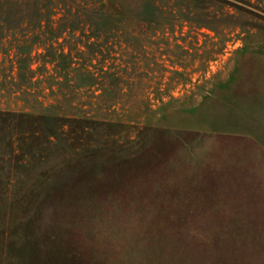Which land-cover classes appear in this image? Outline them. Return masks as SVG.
<instances>
[{"label":"rangeland","instance_id":"1","mask_svg":"<svg viewBox=\"0 0 264 264\" xmlns=\"http://www.w3.org/2000/svg\"><path fill=\"white\" fill-rule=\"evenodd\" d=\"M48 108L86 134L2 150L0 264H264V0H0V109Z\"/></svg>","mask_w":264,"mask_h":264},{"label":"trees","instance_id":"2","mask_svg":"<svg viewBox=\"0 0 264 264\" xmlns=\"http://www.w3.org/2000/svg\"><path fill=\"white\" fill-rule=\"evenodd\" d=\"M53 63L55 61L46 57L45 65ZM87 75L92 80L96 79L93 73L89 72ZM71 82H74L77 87L82 85L78 81ZM45 110L47 111L42 114H31L0 109V154L3 150V156L8 158L11 163H16L18 167L28 168L26 158L50 157L54 152L68 149L72 150L74 154H78V151L81 150L80 136L85 135L86 130L83 127L73 129L72 125L81 126L84 122L80 119L62 117L52 113L49 108ZM14 170L12 171L11 168L8 172L11 177L20 172L18 169ZM75 170H78L77 166L63 168L59 174L55 175V180L59 177L62 179ZM46 178L47 175H44V179Z\"/></svg>","mask_w":264,"mask_h":264}]
</instances>
